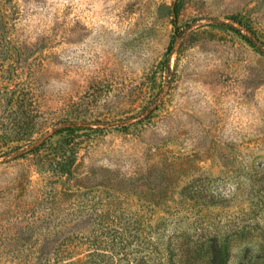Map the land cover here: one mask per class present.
<instances>
[{
	"label": "rangeland",
	"instance_id": "obj_1",
	"mask_svg": "<svg viewBox=\"0 0 264 264\" xmlns=\"http://www.w3.org/2000/svg\"><path fill=\"white\" fill-rule=\"evenodd\" d=\"M264 264V0H0V264Z\"/></svg>",
	"mask_w": 264,
	"mask_h": 264
},
{
	"label": "trees",
	"instance_id": "obj_2",
	"mask_svg": "<svg viewBox=\"0 0 264 264\" xmlns=\"http://www.w3.org/2000/svg\"><path fill=\"white\" fill-rule=\"evenodd\" d=\"M210 264H226L224 247L214 242L210 247Z\"/></svg>",
	"mask_w": 264,
	"mask_h": 264
}]
</instances>
